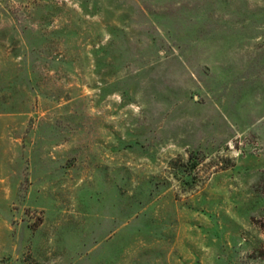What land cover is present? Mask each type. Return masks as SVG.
I'll return each mask as SVG.
<instances>
[{"label": "rangeland", "instance_id": "1", "mask_svg": "<svg viewBox=\"0 0 264 264\" xmlns=\"http://www.w3.org/2000/svg\"><path fill=\"white\" fill-rule=\"evenodd\" d=\"M0 264H264V0H0Z\"/></svg>", "mask_w": 264, "mask_h": 264}]
</instances>
